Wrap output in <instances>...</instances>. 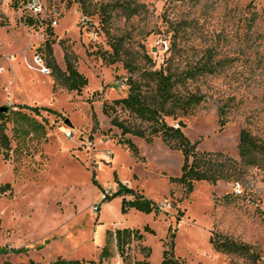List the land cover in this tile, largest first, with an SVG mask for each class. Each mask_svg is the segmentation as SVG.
Returning <instances> with one entry per match:
<instances>
[{"label":"rangeland","instance_id":"obj_1","mask_svg":"<svg viewBox=\"0 0 264 264\" xmlns=\"http://www.w3.org/2000/svg\"><path fill=\"white\" fill-rule=\"evenodd\" d=\"M40 1L35 17L21 1L0 0V108L40 109L38 116L22 112L45 128L43 136L25 139L13 137L8 126L13 152L8 161L0 157V187L10 185L12 193L0 194V247L9 254L0 264H48L59 257L99 264L107 233L124 228L144 235L130 245L132 263L145 260V247L151 250L146 262L161 264L173 241L175 257L188 264H264V160L247 168L239 183L201 182L190 194L169 183L181 176L182 153L160 139L149 145L125 137L136 146V159L120 145L103 104L127 96L121 84L129 76L122 62L101 59L111 52V38L120 39L137 64L145 65L147 56L156 69L169 59L182 67L214 48L216 58L228 63L195 84L206 99L181 119L182 132L199 152L239 162L243 130L264 144V0H84L86 15L78 0ZM122 4L135 14H124ZM47 44L57 66L65 70L68 55L87 79L81 93L54 91L51 71L42 73ZM118 184L141 191L161 212L123 216L120 200L103 203ZM145 226L155 235L146 234ZM213 233L251 247L252 256L217 253L209 244ZM111 247L113 257L102 264H122L121 251L114 242Z\"/></svg>","mask_w":264,"mask_h":264},{"label":"trees","instance_id":"obj_2","mask_svg":"<svg viewBox=\"0 0 264 264\" xmlns=\"http://www.w3.org/2000/svg\"><path fill=\"white\" fill-rule=\"evenodd\" d=\"M14 3L21 1V7L24 10L25 0H12ZM1 3V2H0ZM80 8L86 15L84 0H78ZM124 14L131 17L132 13L127 5H120ZM250 3L248 7H252ZM131 12V13H130ZM252 17V22L254 18ZM29 26H33V18L28 19ZM4 26V25H1ZM181 26V25H179ZM185 26V25H184ZM179 31V30H178ZM111 52H105L101 55L102 61L108 65H115L120 62L129 76L121 85L126 88L127 96L121 100L103 104V115L110 120L111 127L120 132V145L126 146L129 152L138 159L139 153L130 138H139L147 144H153L154 140L160 139L165 147L171 151L181 152L183 155V165L181 176L179 178H170L169 183L182 186L187 193H192L194 186L205 182L216 186L219 182L239 183L245 175V170L250 167H256L258 158L264 160V144L260 143L246 129L240 133L238 145L239 162L229 156L220 153L199 152L197 145L192 144L187 136L182 132L185 125L181 121L183 117L194 115L199 109L200 104L205 101V94L195 86L198 80L205 77L218 74L228 61L217 59L215 49L207 48L197 55L196 59L187 62L182 67L173 59H169L163 67L155 68L147 56L145 65L137 64V60L124 49L121 40L111 38ZM48 54L47 68L51 71V76L55 78L56 91L59 87L69 93H81L88 86V81L77 72L74 62L68 55L65 56L66 69L62 70L52 59V47L46 45ZM7 112H0V157L5 161L10 160L12 151V138L8 136V126L13 125V137L29 138L30 134L35 136L44 135L45 128L38 124L30 115L22 111L30 110L37 116L41 110L31 107L6 108ZM220 126H225L222 120L224 110H220ZM179 122L178 126L172 125L170 121ZM95 186L97 183L93 181ZM12 193V187L5 185L0 187V194ZM112 199H120L121 214L124 216L131 211L144 215H157L161 208L157 203L147 199L141 191L132 190L127 185L118 184V190L110 196H105L103 203H108ZM224 200L230 202V197ZM178 221H180L178 219ZM169 234L172 230L169 229ZM146 234L152 236L155 233L148 226L143 228ZM174 233L171 240L174 239ZM144 235L141 231L124 228L108 232L105 245L100 251L99 264L113 257L112 244L121 251V262L128 264H150L146 262L151 250L143 248L146 253L145 260L141 263L130 261L129 249L134 242L143 241ZM209 244L217 253L225 255H239L244 257L252 256L251 247L232 241L225 236L213 233L209 239ZM170 247H167L162 254L161 264H188L175 257V245L171 241ZM24 253L23 250L18 251ZM16 252V253H18ZM15 253V254H16ZM9 254V252L0 247V258ZM9 264V263H4ZM28 264H41L29 262ZM48 264H86L84 261H69L64 258H57ZM88 264H96L88 262Z\"/></svg>","mask_w":264,"mask_h":264},{"label":"built area","instance_id":"obj_3","mask_svg":"<svg viewBox=\"0 0 264 264\" xmlns=\"http://www.w3.org/2000/svg\"><path fill=\"white\" fill-rule=\"evenodd\" d=\"M24 11L28 12L31 16H35V17H38L42 12V10L40 11L38 9L37 0H26ZM42 73L44 75H49L50 71L47 68H43ZM67 137H71L70 132L67 133Z\"/></svg>","mask_w":264,"mask_h":264},{"label":"bare ground","instance_id":"obj_4","mask_svg":"<svg viewBox=\"0 0 264 264\" xmlns=\"http://www.w3.org/2000/svg\"><path fill=\"white\" fill-rule=\"evenodd\" d=\"M26 1V0H25ZM38 3V9L41 11L42 10V4L40 0H37ZM26 4V3H25Z\"/></svg>","mask_w":264,"mask_h":264},{"label":"water","instance_id":"obj_5","mask_svg":"<svg viewBox=\"0 0 264 264\" xmlns=\"http://www.w3.org/2000/svg\"><path fill=\"white\" fill-rule=\"evenodd\" d=\"M8 110L6 108H0V112H7ZM67 123V122H66Z\"/></svg>","mask_w":264,"mask_h":264},{"label":"crops","instance_id":"obj_6","mask_svg":"<svg viewBox=\"0 0 264 264\" xmlns=\"http://www.w3.org/2000/svg\"><path fill=\"white\" fill-rule=\"evenodd\" d=\"M118 200H120V199H118ZM120 203H122V200H120ZM51 262V261H50Z\"/></svg>","mask_w":264,"mask_h":264}]
</instances>
